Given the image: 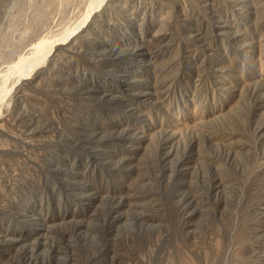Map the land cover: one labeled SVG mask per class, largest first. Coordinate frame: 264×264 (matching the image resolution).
Wrapping results in <instances>:
<instances>
[{
	"label": "rangeland",
	"instance_id": "1",
	"mask_svg": "<svg viewBox=\"0 0 264 264\" xmlns=\"http://www.w3.org/2000/svg\"><path fill=\"white\" fill-rule=\"evenodd\" d=\"M102 1L0 0V264H264V0Z\"/></svg>",
	"mask_w": 264,
	"mask_h": 264
},
{
	"label": "bare ground",
	"instance_id": "2",
	"mask_svg": "<svg viewBox=\"0 0 264 264\" xmlns=\"http://www.w3.org/2000/svg\"><path fill=\"white\" fill-rule=\"evenodd\" d=\"M101 2H103L102 0H101ZM178 13V12H177ZM168 20V19H167ZM82 21V20H81ZM85 21V20H84ZM173 21V20H172ZM78 28V30L77 31H79V27L77 26L76 28H74V29H77ZM58 46V45H57ZM62 46V45H61ZM168 46V45H167ZM34 48V52H36V51H41L42 50V48H41V42H38L37 44H35V46L33 47ZM54 48V47H53ZM50 52H52V51H50ZM49 53V52H48ZM182 62V61H181ZM39 66V65H38ZM37 66V67H38ZM37 67H35V68H37ZM34 68V69H35ZM9 69V68H8ZM49 70V69H48ZM185 71V70H184ZM181 72V71H180ZM201 73V72H200ZM198 77V76H197ZM202 78V77H201ZM16 80V79H15ZM194 83V82H193ZM195 83H196V81H195ZM197 84V83H196ZM219 86V85H218ZM157 87V86H156ZM156 89V88H155ZM222 97V96H221ZM222 101V100H221ZM223 102V101H222ZM219 107V106H218ZM228 107V106H227ZM213 110V109H212ZM212 110L210 111V113H211V116H213L212 114ZM215 110V112H216V109H214ZM218 111V110H217ZM221 111H222V109H221ZM214 112V113H215ZM209 113V114H210ZM219 113V112H218ZM218 113H216V114H218ZM225 113V112H224ZM220 114H222V112L221 113H219V116H221ZM215 115V114H214ZM211 116H207V118L208 117H210V119H211ZM218 116V117H219ZM203 116H201L200 118H202ZM204 118V117H203ZM202 118V119H203ZM214 118V117H213ZM212 118V119H213ZM225 120V119H224ZM215 122V121H214ZM202 124V123H201ZM218 126V125H217ZM212 129V128H211ZM213 130V129H212ZM215 130V129H214ZM225 130V129H224ZM213 135V134H212ZM211 136V135H210ZM34 141V140H33ZM35 143L37 144V146H40L41 144H43V142L42 141H40V143L38 142V141H35ZM33 146H34V143H33ZM236 151V150H235ZM35 152H33V154H34ZM255 173H257V172H255ZM243 174V173H242ZM246 175V174H245ZM258 175V174H257ZM256 177V176H255ZM257 180V179H256ZM255 180V181H256ZM258 181V180H257ZM254 182V181H253ZM250 184H251V182H250ZM255 184L256 183H253V185L255 186ZM242 187H243V185H242ZM256 190H257V188H256ZM257 193H259L258 192V190L256 191ZM239 217V216H238ZM240 221V220H239ZM241 223V222H240ZM239 223V224H240ZM235 224V223H234ZM239 224H237L238 226H236V228H237V231H236V234H235V236H234V234H233V236H232V238L231 239H234L233 241H234V244H235V248H233V249H229V247H228V237H227V235H224V230H223V233L222 234H220V230H219V227H218V225L216 226V227H218V228H216V227H214L213 229L214 230H211L210 231V236H211V239H212V247H210V248H212V249H210L209 248V253H210V255H211V258H210V260L208 261V264H243L246 260L245 259H243V257H242V255H243V253L245 252V250H243V247H244V243H245V241H248L249 239L248 238H250V237H248V232H246V231H248V229L246 230L245 229V227H244V225H239ZM220 226V225H219ZM233 226V225H232ZM231 226V227H232ZM248 226V225H247ZM216 228V229H215ZM233 228H235V227H233ZM246 230V231H245ZM235 232V231H234ZM253 235H255V234H253ZM259 236V235H258ZM234 237V238H233ZM255 237V236H254ZM231 239H229V240H231ZM252 241H253V239H252ZM253 242H255V241H253ZM247 243V242H246ZM247 245V244H246ZM250 246V245H249ZM252 246V245H251ZM234 259H236V260H234ZM245 260V261H244ZM245 264H246V262H245Z\"/></svg>",
	"mask_w": 264,
	"mask_h": 264
}]
</instances>
